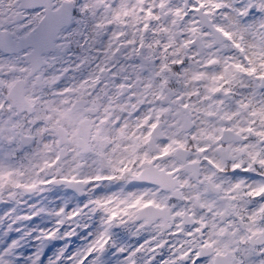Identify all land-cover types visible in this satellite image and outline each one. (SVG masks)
I'll use <instances>...</instances> for the list:
<instances>
[{
  "label": "snow or ice",
  "instance_id": "obj_1",
  "mask_svg": "<svg viewBox=\"0 0 264 264\" xmlns=\"http://www.w3.org/2000/svg\"><path fill=\"white\" fill-rule=\"evenodd\" d=\"M0 264H264V0H0Z\"/></svg>",
  "mask_w": 264,
  "mask_h": 264
}]
</instances>
